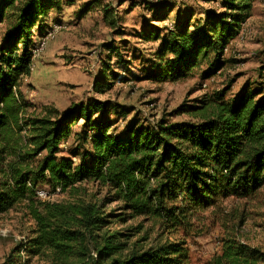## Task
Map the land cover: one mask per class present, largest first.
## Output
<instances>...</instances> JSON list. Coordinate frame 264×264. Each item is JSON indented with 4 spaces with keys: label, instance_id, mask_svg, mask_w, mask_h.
<instances>
[{
    "label": "trees",
    "instance_id": "1",
    "mask_svg": "<svg viewBox=\"0 0 264 264\" xmlns=\"http://www.w3.org/2000/svg\"><path fill=\"white\" fill-rule=\"evenodd\" d=\"M253 0H220L223 11H207L201 26L189 31L187 18L161 38L154 54L166 59L159 73L173 79L212 57L216 64L226 46L249 17ZM61 0H0V214L16 207L33 224L28 254L48 264H178L186 259L182 242L140 247L132 227L110 228L113 219L125 224L138 216L177 225L186 209L206 208L219 197H245L264 185V95L247 91L233 102L222 93L190 105L185 112L198 122L165 123L154 128L128 127L115 134L101 114L99 101L71 105L65 111L28 112L32 104L20 91L31 73L33 29L42 36L50 10ZM67 4V2H66ZM91 4L83 6L85 14ZM166 9L160 10L164 12ZM109 11L103 18L109 25ZM146 39H159L148 30ZM117 60L123 62L117 53ZM160 65L162 62L153 61ZM165 62V61H164ZM165 64V63H163ZM158 73V74H159ZM82 119L80 130L72 125ZM73 135L69 157L60 143ZM77 159V162L74 161ZM104 190L94 200L87 187ZM48 186L60 193L82 192L69 203H46L35 191ZM79 197V198H78ZM88 197V199H87ZM117 201V212L105 206ZM168 204H170L168 206ZM185 205L182 207L181 205ZM10 254L1 264H14ZM264 263V253L227 243L216 264Z\"/></svg>",
    "mask_w": 264,
    "mask_h": 264
},
{
    "label": "rangeland",
    "instance_id": "2",
    "mask_svg": "<svg viewBox=\"0 0 264 264\" xmlns=\"http://www.w3.org/2000/svg\"><path fill=\"white\" fill-rule=\"evenodd\" d=\"M61 1L64 4L60 10H50L42 24L41 32L51 29L52 37L36 51L31 73L21 81L22 96L33 105L28 112L39 114L48 108L61 112L71 105L99 101L105 110L92 118L103 114L111 124V132L124 134L130 126L151 129L160 120L168 124L198 122L184 109L213 100L217 93H222L224 102H233L247 91L255 92L256 99L264 95V0H253L249 17L216 64L212 65L210 57L176 79L159 73L167 64V58H154L159 40L185 18L190 20L189 31H194L197 25L201 26L205 12L223 11L220 0ZM86 4H91L89 10L80 14ZM163 8L166 10L160 13ZM104 9L110 12L108 20L114 25L104 20ZM3 30L0 27V43ZM148 30L159 34V39H146ZM39 37L33 29L35 45ZM117 53L128 63L126 67L117 60ZM153 61L162 63L152 64L157 63ZM81 124L82 119L77 120L72 132L79 131ZM59 147L60 155L69 157L75 147L73 135ZM83 186L94 200L102 198L104 190L92 184ZM37 190L46 196L40 198L35 191L36 199L46 203H69L82 194L78 191L73 197L48 186ZM118 204L108 203L105 212L116 213ZM185 211V218L175 226L143 215L125 224L113 219L110 228L132 227L135 235L131 242L137 240L145 248L182 242L187 257L178 264H216L227 243L264 253V185L245 197H219L209 207ZM2 229H6V234L0 235V264L10 254L14 264H48L44 257L28 254L33 224L23 209L18 206L1 213Z\"/></svg>",
    "mask_w": 264,
    "mask_h": 264
},
{
    "label": "built area",
    "instance_id": "3",
    "mask_svg": "<svg viewBox=\"0 0 264 264\" xmlns=\"http://www.w3.org/2000/svg\"><path fill=\"white\" fill-rule=\"evenodd\" d=\"M52 31L51 29H46L45 32L43 33V35L41 37L38 38V42H37V45H38V48H37V45H36V48L35 50L33 51V57L36 56V51L38 49H41L44 47L45 45V42L52 37ZM36 194L38 197L42 198V197H45V192L42 191V190H36ZM6 234V229H2L0 230V235H5Z\"/></svg>",
    "mask_w": 264,
    "mask_h": 264
}]
</instances>
